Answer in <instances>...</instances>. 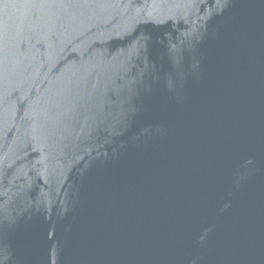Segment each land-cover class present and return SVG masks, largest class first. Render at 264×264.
<instances>
[{"label":"water","instance_id":"obj_1","mask_svg":"<svg viewBox=\"0 0 264 264\" xmlns=\"http://www.w3.org/2000/svg\"><path fill=\"white\" fill-rule=\"evenodd\" d=\"M0 264H264V0H0Z\"/></svg>","mask_w":264,"mask_h":264}]
</instances>
